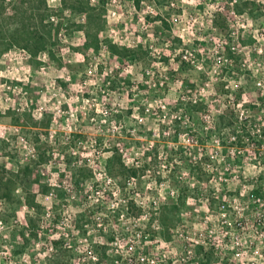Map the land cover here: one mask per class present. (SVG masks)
<instances>
[{
  "label": "rangeland",
  "instance_id": "rangeland-1",
  "mask_svg": "<svg viewBox=\"0 0 264 264\" xmlns=\"http://www.w3.org/2000/svg\"><path fill=\"white\" fill-rule=\"evenodd\" d=\"M263 163L264 0H0V264H264Z\"/></svg>",
  "mask_w": 264,
  "mask_h": 264
},
{
  "label": "trees",
  "instance_id": "trees-1",
  "mask_svg": "<svg viewBox=\"0 0 264 264\" xmlns=\"http://www.w3.org/2000/svg\"><path fill=\"white\" fill-rule=\"evenodd\" d=\"M204 104H199V106H202ZM194 108H197V104L194 105ZM203 109H205L203 112L205 113L206 112V109H207V106L203 107ZM208 110V109H207ZM201 112V114L203 113ZM220 121L218 120L215 124H214V128L218 131V136L219 138H221V145H223V147H227L228 146V143H230V146L233 147L235 146V148L237 149V151L241 152L243 148H245V144H246V141L244 140V137L243 136H240V135H237L235 132V130L233 129L234 127V124L233 122L231 123L230 120H227V123H225V118L220 116L219 117ZM224 138V139H222ZM232 144V145H231ZM249 148L251 146V143H249L247 145ZM245 150V149H244ZM120 155L118 154V151L116 150V152L113 154V157L112 159L110 160V162H112V160L114 159H117V160H120ZM121 162V160H120ZM204 162V160H200L199 164H202ZM121 167L124 168V172L122 171V174H121V177L123 179H127V180H130V179H133L134 177H136L137 175V168L135 167H132V168H125V166L123 164H121ZM200 169V168H199ZM260 179L263 180L264 179V173H262L260 175ZM256 194V196H260L261 198H263V202H264V193H263V189H260L257 187V189H253L250 191V194ZM248 194V195H250ZM29 196V194H28ZM27 196V198H28ZM32 198V194L29 196V198ZM217 198V196L215 197ZM214 197L210 198V200H208V204L205 206V210L207 212H203L204 214V217H205V223H210V221L212 220V218H215L216 220L218 219V217L220 216L221 217V212H220V205L222 204H227L229 202V200H231V198L229 196H226L224 197L223 200H216L215 202V199ZM248 198V197H247ZM184 196H180L179 198V203H176L174 204V207H173V211L169 209V207H163V212L159 213L158 217H157V220L159 221L161 227L163 229H166L167 231H169L167 234H171V230H168L167 228V225H166V221L167 219L169 218V214L171 215L172 214V218L173 219H177L176 221H178V216H179V206H183L185 204V201H184ZM250 199V198H249ZM215 203H217L216 205L217 206H214ZM177 204H180V205H177ZM214 204V205H213ZM27 205L29 207H31L32 209H34V206H32V202H30L29 200H27ZM250 206H253L252 204H250ZM159 208V207H157ZM125 209H126V216L127 217H132L133 219L135 218H138V217H142L143 216V213L145 211V208L143 206H137L133 201H130L127 203V205L125 206ZM155 209V208H154ZM251 211L253 212L254 210H252V208H250ZM251 211L248 210V212L246 213V215L248 213H252ZM253 213H256L255 211ZM139 214V215H138ZM146 214V213H145ZM149 214V213H148ZM156 213H153V216H155ZM260 214V217H257L256 219H252L250 220L249 218H244V217H236L235 220H236V223H243V225H246V224H252V226H255V227H262L264 229V207L260 210L259 212ZM254 221V222H253ZM145 233L142 235V237H145ZM202 235V234H201ZM205 238L210 242L212 239H214V235L213 234H210L209 232H206L205 234ZM162 237H164L166 239V236L164 234V230L162 232ZM200 237V236H199ZM189 238V234H187L185 236V239H188ZM193 238L189 239V240H192ZM189 240H184L186 241L187 243L190 242ZM113 241V240H111ZM166 241V240H165ZM196 247L198 249H203V245H196ZM145 256L146 257H149L150 258V253L149 252H145ZM152 257V256H151ZM186 257V253H183V254H180L178 256H175V258L177 260H183L184 258ZM99 264H104L103 261H98Z\"/></svg>",
  "mask_w": 264,
  "mask_h": 264
},
{
  "label": "built area",
  "instance_id": "built-area-1",
  "mask_svg": "<svg viewBox=\"0 0 264 264\" xmlns=\"http://www.w3.org/2000/svg\"><path fill=\"white\" fill-rule=\"evenodd\" d=\"M263 165H264V163H263ZM263 193H264V188H263ZM249 198H250L249 200L252 201V204L254 205L253 209L259 208V210H254V211L256 212L257 217H260L259 212H260V210L262 209V206H263V198H261L260 196H256V194H254V193L253 194L251 193L249 195ZM231 203H232V198H231V200H229V202L227 204L220 205L219 209L220 210L221 209H226V208L228 209L229 208V204H231ZM234 225H235L236 228L239 227L241 230H244V231H246L247 229H249L251 227H254L256 229L259 228V229H262L264 231V229L262 227H255V226H252V224H250V225L249 224L243 225V223H238L237 224L236 220L234 221ZM200 236H202V235H200ZM197 240H199V238Z\"/></svg>",
  "mask_w": 264,
  "mask_h": 264
}]
</instances>
